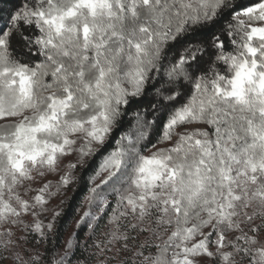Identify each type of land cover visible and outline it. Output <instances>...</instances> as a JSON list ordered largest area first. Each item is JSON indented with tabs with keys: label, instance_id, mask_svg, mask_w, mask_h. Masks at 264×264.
<instances>
[{
	"label": "snow or ice",
	"instance_id": "obj_1",
	"mask_svg": "<svg viewBox=\"0 0 264 264\" xmlns=\"http://www.w3.org/2000/svg\"><path fill=\"white\" fill-rule=\"evenodd\" d=\"M2 2L0 264H264V0ZM133 106L165 147L116 136Z\"/></svg>",
	"mask_w": 264,
	"mask_h": 264
},
{
	"label": "trees",
	"instance_id": "obj_2",
	"mask_svg": "<svg viewBox=\"0 0 264 264\" xmlns=\"http://www.w3.org/2000/svg\"><path fill=\"white\" fill-rule=\"evenodd\" d=\"M253 2H257V0H236V3L241 6L248 5ZM10 6L11 5L9 3H4L2 2V0H0V7L7 9ZM16 48L17 55L22 58L23 62L42 59V57L30 55L23 43L17 44ZM144 106H147V100H145ZM133 111H135V106L129 109V114L124 117V123L122 127L116 132V136H119L121 132H130L133 138H135L141 131H143L146 134L145 138L141 141V144L144 148L152 150L151 145H160L157 144V140L159 138L158 126H147L146 121L138 122L132 115ZM146 119L151 120V116L149 115ZM146 152L147 151H145L144 153ZM100 159L101 156L86 158L85 165L75 169L73 174L77 177V180L70 187H68L65 193H63L62 195L61 199L65 200V203L61 206L63 208V214L59 218L56 226L57 234L55 240H50L47 244V248L49 250L53 249V243L56 244V248L58 250L61 251L63 249V242L67 239L69 231L71 230L75 221H77L76 219L80 216L83 208L85 207V201L83 202V204L82 201L84 195L87 193L86 182L88 180V177L93 175L95 170L99 166ZM80 177H83V179L81 180ZM86 232V226H81V228L79 229V236L81 239H83Z\"/></svg>",
	"mask_w": 264,
	"mask_h": 264
},
{
	"label": "rangeland",
	"instance_id": "obj_3",
	"mask_svg": "<svg viewBox=\"0 0 264 264\" xmlns=\"http://www.w3.org/2000/svg\"><path fill=\"white\" fill-rule=\"evenodd\" d=\"M165 146H166L165 144L157 145L158 148H159V147H165ZM154 150H155V149H152L151 151H154ZM144 154H145V155H149V154H150V151H147V152L144 153ZM75 159H76V155H75V154H72V155H70V156H68V157H66V158L64 159L63 164L66 165V164L69 163L70 161L74 162ZM62 167H63V165H62ZM101 178H102V177H101ZM48 179H53V180H54V179H56V177H55V176H49ZM96 183H99V179H97ZM33 187H39V184H38V183H37V184H34ZM65 191H66V190H65ZM65 191H64V193H65ZM61 198H62V195H61V196H58L56 199H54L53 201H51L50 207H55V206L59 205V204H60V200H61ZM87 207H88V206H87V202L85 201V207L83 208V210H82L80 216H82L83 213H84V211L87 210ZM80 216H79L76 220H79ZM49 218H50V215H49ZM45 223H47V219H45ZM76 229H77V224H76V221H75L74 225L72 226L71 230L69 231V235H70L71 233L75 232ZM69 235H68V236H69ZM62 250H63V249H62ZM62 250H61V251H62Z\"/></svg>",
	"mask_w": 264,
	"mask_h": 264
}]
</instances>
